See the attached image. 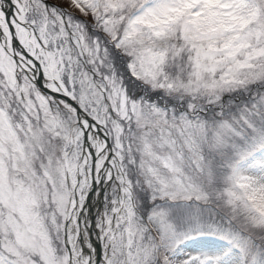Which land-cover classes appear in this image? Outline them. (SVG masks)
<instances>
[{
    "label": "snow or ice",
    "instance_id": "snow-or-ice-1",
    "mask_svg": "<svg viewBox=\"0 0 264 264\" xmlns=\"http://www.w3.org/2000/svg\"><path fill=\"white\" fill-rule=\"evenodd\" d=\"M216 5L201 79L206 0H0V264H264V0Z\"/></svg>",
    "mask_w": 264,
    "mask_h": 264
},
{
    "label": "rangeland",
    "instance_id": "rangeland-1",
    "mask_svg": "<svg viewBox=\"0 0 264 264\" xmlns=\"http://www.w3.org/2000/svg\"><path fill=\"white\" fill-rule=\"evenodd\" d=\"M209 7L217 8V12L201 21L198 30L193 33L196 51L199 53L198 56H194V63L201 79L205 77L211 79L213 69L216 72L225 69L228 61L242 50L240 46H233L234 36L230 35L233 29L240 27L239 23L230 16L219 15L216 4ZM226 48L232 50L227 56L222 55Z\"/></svg>",
    "mask_w": 264,
    "mask_h": 264
},
{
    "label": "clouds",
    "instance_id": "clouds-1",
    "mask_svg": "<svg viewBox=\"0 0 264 264\" xmlns=\"http://www.w3.org/2000/svg\"><path fill=\"white\" fill-rule=\"evenodd\" d=\"M206 3L209 5H215V4L219 3V0H206Z\"/></svg>",
    "mask_w": 264,
    "mask_h": 264
}]
</instances>
